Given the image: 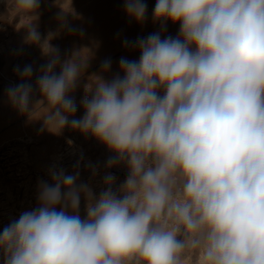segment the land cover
Wrapping results in <instances>:
<instances>
[{
  "label": "clouds",
  "instance_id": "1",
  "mask_svg": "<svg viewBox=\"0 0 264 264\" xmlns=\"http://www.w3.org/2000/svg\"><path fill=\"white\" fill-rule=\"evenodd\" d=\"M123 4L145 23L144 0ZM15 5L31 17L24 43L45 63L16 65L6 102L41 132L69 129L111 155L99 193L81 181L82 156L70 174L49 167L36 206L0 230V264H264V0H156L159 30L123 40L139 59L121 57L109 79L110 58L86 77L91 49L62 58L52 44L64 30L83 36L71 10L60 4L57 31L42 36L41 0Z\"/></svg>",
  "mask_w": 264,
  "mask_h": 264
},
{
  "label": "rangeland",
  "instance_id": "2",
  "mask_svg": "<svg viewBox=\"0 0 264 264\" xmlns=\"http://www.w3.org/2000/svg\"><path fill=\"white\" fill-rule=\"evenodd\" d=\"M144 2L147 4V17L143 25L130 21L124 12L123 0H41L39 19L36 22L41 35L45 36L49 31H57L59 27L56 17L61 10L60 4L66 11L71 10L67 19L72 27L83 30V36L79 35V31L70 35L64 30L52 40V44L59 48L62 58L71 54L73 48L91 49L93 58L86 77L99 73L101 62L110 58L112 71L105 76L109 79L118 71L121 57L139 59L138 51L122 46L123 40L135 41L138 37H146L160 28L152 20L156 0ZM30 20L31 17L16 7L15 0H0V99L9 85L19 82L13 71L16 65L23 67L32 63L38 68L45 63L39 47L24 43L23 26ZM178 31V24L168 23L164 35L175 37ZM86 77L74 93L78 107L77 118L83 114L79 101L85 94ZM20 137L21 139L12 138L0 148V230L11 220L18 218L21 212L36 206L37 182L49 179L47 170L53 164L63 167L70 174L82 156L81 181L91 182L93 190L99 193L103 164L111 155L103 145L91 137L86 138L69 129H65L61 135L33 131ZM69 140L73 142L72 146L67 143ZM7 156L12 159L11 163L5 162L4 158ZM89 161L100 167V173L95 178L83 166ZM111 171L117 176L118 183L123 182L127 174L125 169ZM80 212L83 217V201Z\"/></svg>",
  "mask_w": 264,
  "mask_h": 264
},
{
  "label": "crops",
  "instance_id": "3",
  "mask_svg": "<svg viewBox=\"0 0 264 264\" xmlns=\"http://www.w3.org/2000/svg\"><path fill=\"white\" fill-rule=\"evenodd\" d=\"M39 115L40 113L38 112L36 118ZM41 126L40 121L29 120L26 116L19 114L8 105L4 92L0 99V148L12 138L19 137L18 139H21L20 136L25 133L40 131Z\"/></svg>",
  "mask_w": 264,
  "mask_h": 264
},
{
  "label": "bare ground",
  "instance_id": "4",
  "mask_svg": "<svg viewBox=\"0 0 264 264\" xmlns=\"http://www.w3.org/2000/svg\"><path fill=\"white\" fill-rule=\"evenodd\" d=\"M29 140H30V139H29ZM2 152H3V151H2ZM8 152H9V151H8ZM3 154H5V153H3ZM6 154H7V153H6ZM1 157H2V156H1ZM12 158H15V157H12ZM1 159H2V158H1ZM10 159H11V158H9L8 156L4 158L5 162H7V163H8V162L11 163ZM11 160H12V159H11ZM13 160H14V159H13ZM15 162H16V161H15ZM3 163H4V162H3ZM7 163H6V164H7ZM10 163H9V164H10ZM12 163H13V162H12ZM4 164H5V163H4ZM12 166H13V165H12ZM12 166H11V167H12ZM5 167H6V166H5ZM9 167H10V166H9ZM11 167H10V168H11ZM7 168H8V167H7ZM12 169H13V168H12Z\"/></svg>",
  "mask_w": 264,
  "mask_h": 264
}]
</instances>
